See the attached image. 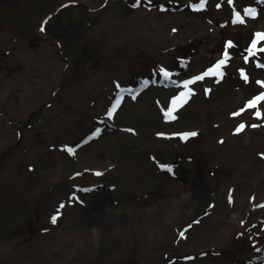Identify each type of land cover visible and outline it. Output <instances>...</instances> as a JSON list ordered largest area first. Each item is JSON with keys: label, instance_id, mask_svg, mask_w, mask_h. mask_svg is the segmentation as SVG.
Wrapping results in <instances>:
<instances>
[{"label": "bare ground", "instance_id": "obj_1", "mask_svg": "<svg viewBox=\"0 0 264 264\" xmlns=\"http://www.w3.org/2000/svg\"><path fill=\"white\" fill-rule=\"evenodd\" d=\"M66 1L69 3L61 6L55 3L56 0H0V49L5 46L16 51L15 56L26 67L35 61V67H40L47 75L49 70L56 78L57 62L50 60L51 48L47 44L41 43L35 52L29 48L14 49L16 45L26 43L25 34L32 32L36 22L42 18L46 21L49 17H52L48 20L51 33L61 39L68 55L81 46H90L102 53H116L121 58L110 64L109 61L103 63L96 76L87 74L81 85L65 88L66 94L62 92L64 98L79 105V110L91 116V120L103 116L110 131L99 134L97 140L74 155L54 148L47 158L41 147L34 146L36 150L32 149L23 158L24 163L36 161L34 172L27 180L28 177L22 175L17 177L21 179L18 194L26 205H30L35 197L44 198L40 206L42 222L45 227V220L50 215V231L42 235L50 238V243L42 241V244L47 248L50 246V252L58 253L57 264H81L88 258H92L94 264H113L120 262L126 253L138 254L144 261L154 260L166 242L174 238L180 223L194 213H201L203 206L215 202L216 212L189 229V240H180L183 247L191 246L192 241H202L206 234L216 232L226 211L230 212L231 205L226 201L227 194L231 193L229 181L237 191L234 209L240 211L247 198L252 196L254 187L260 190L256 203L264 200V189L260 185L264 181V136H261L264 135V64L257 66L254 62L264 54V40L256 32V29H264V14L244 26L224 19L238 4H249L252 0H209L210 10L220 7L216 12L218 15L192 22L193 34L203 40L201 48L194 53L188 70H180L176 75V90L169 92L174 96H167L174 102L164 104L159 101L161 106L165 105L164 112L159 110L160 103L155 100L161 92L150 88L138 91L142 95L137 103L126 102L118 110L105 106L109 98L105 78L123 76L120 70L123 62L141 46L161 49L160 64L167 63L176 47L168 29L185 22L188 1L199 4L201 0H151L155 6L156 2L168 5L164 10L165 23L158 32L152 30L154 21L158 23L155 18L151 20L138 10H128L120 0ZM97 1L99 5L107 2L98 12ZM94 5L93 12L86 10ZM95 18L97 20L93 22ZM218 64L223 66L220 73L229 76L223 83L217 81V73L208 72L209 66L213 65L212 70H217ZM235 73L239 76L244 73L246 79L252 78V81L234 77ZM208 74L213 78L205 77ZM42 82L48 85L44 79ZM31 86L22 87L20 96L32 95ZM253 95H257L254 99L256 109L249 121H239L244 117L238 118V114H242L248 105L245 98ZM97 98L98 103L93 105ZM53 105L56 106L53 113L41 114L43 122L47 123L45 115L50 113V132L67 127L65 124L77 115L60 110L58 101ZM84 123L90 125V122ZM241 125L243 128L237 132ZM39 126L45 127L40 122L29 132ZM72 126L73 130L79 131L82 125L76 128L72 123ZM50 140V143L54 142L51 137ZM6 141L9 142L8 136L0 134V143ZM211 167L229 171L204 176L205 171L213 169ZM74 169L87 171L86 176H80L83 181L68 180ZM85 178L105 183L110 191L82 196L84 207L79 198L75 199L77 202H67L63 198L65 214L60 219L58 202L65 193L67 195L68 188H58L67 182L81 185L85 192V188L91 186ZM1 187L13 192L7 179L1 181ZM0 197L9 200L11 196L6 193ZM83 209L89 214H82ZM262 212L264 208L254 215L263 217ZM53 216L57 224L52 222ZM15 217L3 206L0 211V219L5 221L3 225ZM256 239L260 238L256 236ZM90 250L93 252L89 254ZM34 253L43 257L39 248ZM128 263L136 264V260L132 258Z\"/></svg>", "mask_w": 264, "mask_h": 264}, {"label": "rangeland", "instance_id": "obj_2", "mask_svg": "<svg viewBox=\"0 0 264 264\" xmlns=\"http://www.w3.org/2000/svg\"><path fill=\"white\" fill-rule=\"evenodd\" d=\"M120 1L121 3H125L126 7L129 8L128 10H138L148 15L151 20L155 18L158 23L154 21L155 25L153 29L152 26L149 25L150 29L155 32L162 30L161 24L165 23L164 10L168 6L167 3L156 2L155 6L151 3V0H139V2H137V0ZM55 3L63 6L67 5L69 1L56 0ZM106 3L104 2L99 5L97 1L96 4H98V6L96 7H98V10L96 12L105 8ZM200 4L201 3L197 4L188 1L186 6H188L189 10L186 11L188 17L185 22L180 23V25H173L168 29L174 38L173 44L176 47L173 50L175 54L171 55L172 58L168 59L167 63H162L163 65L160 64L162 51L154 47L141 46V48H138L134 53L127 54L128 58L123 62L122 68L118 65V67L121 68L120 70L124 73L123 76L119 78H114L112 76H109V79L105 78L106 82H104V84L105 88H108L106 93L109 97L105 106H111L110 108L118 110L124 103L126 104V102L137 103L142 95V92L138 91L149 88L154 90L158 89L161 92L155 99L157 103H160L158 106L161 112H164L165 106H161V102L164 104L170 101H172V103L174 102L167 96L168 94L169 97L174 96L169 92L172 89L176 90V75H179L180 70H188L194 53L201 48L203 41L200 38H196L193 34L194 29L191 27L192 22L194 20H201L200 18L204 17L208 20L210 17L216 18V15H218L216 12L220 9L218 6L217 9L212 8L210 10L208 7L209 0L204 1L203 7H200ZM95 5L86 7V10L93 12L95 10ZM246 10L254 11L255 15H246ZM49 13L52 15L53 12L50 10ZM237 14H239L241 18L239 21H236ZM261 14H264V0H252L249 4H238L236 10L233 13L231 12V14L229 13V17L224 19H227L231 24L236 21L235 24L237 23L238 25L244 26ZM49 18L51 21L52 17ZM42 19L38 23L36 22L29 35L25 34L27 37L26 43L23 45H16L14 49L17 50L22 48L24 50L29 48L32 52H35V50L40 47L41 43H44V45L47 44L48 47L51 48L49 54L50 60L57 62L55 68V72L57 73L56 78L51 75L49 70L47 71V75L44 73L43 69L35 67V61H32L30 66L27 65V67L21 64L18 57L15 56L16 51L5 48V46L0 49V134H6L9 139V142L0 143V194L4 195L8 193L11 196L9 200H3L0 197V211H2L3 206H5L12 215H16L15 219L11 222L0 225V264H57L55 258L58 256V253L50 252V246L47 248L42 244V241L50 243V238H43L44 235H42L48 232V230L50 231V215L45 220V227H43L42 222L43 215L40 206L44 198L35 197L31 200L30 205H26L18 194L20 188L18 182L21 181V179H17V177L22 175L28 177L25 178L27 180L31 177V174L36 168L35 160L26 161L24 163L23 158L27 156L32 149L36 150V147H41L43 154H47V158H50L51 150L54 151L56 148L66 154L74 155L75 152H78L82 148H86L89 143L97 140L99 134L104 133V131H110L107 125L108 123L104 120L103 116L100 118L94 117L91 120V116L88 117L86 112L84 113L79 110V105L76 106L75 104H71L68 99L64 98L62 92L66 94L65 88L72 85H81L87 74L96 76L103 63H108L109 61L110 64V62H114L115 59L121 58L116 56V53H102L97 48H92L90 46H81L75 53H72L73 55H68L64 52L61 39L51 33L50 21ZM96 20L97 18H95L93 22ZM213 21L216 22L215 19ZM32 23L34 24L33 21ZM32 23L31 25H33ZM165 28L167 30L168 26ZM256 32L261 35V38L264 40V29H256ZM252 49H254V46H252ZM237 57L240 58V56ZM263 59L264 54H261V58L257 57L254 59V62L257 66H263ZM38 61H40L39 58ZM209 67L211 69L210 71L208 70L209 73H217L219 75V79H217L219 83L225 82L227 77H229L226 73H220L222 70L221 67L223 66L218 64V67H216L217 70H212L213 65ZM243 74L239 76L235 73L234 77H242L241 79L243 81H252V78L246 79V75L244 74L243 76ZM210 76L213 78L210 74L205 75V77L208 78ZM42 79H44L48 85L44 84ZM204 82H206V79ZM241 84L243 85V83ZM28 85H32L31 89L34 92L32 95L29 93L23 98V96H20V94H22L21 89ZM210 86L214 87V85ZM103 92H105V90ZM255 96L257 95L251 97L247 96V98H245L248 105L243 109L241 112L242 114H238V118L241 116L244 117V119H240L239 121L243 122L250 120V115L253 113L252 111L256 109V104L254 103ZM56 101H58L62 107L60 110L75 112L77 115L73 116V119L69 123L65 124L68 128L61 127V129L59 128L56 131L52 129L50 132V113L45 115V120L49 121H46L47 123L43 122L42 117L44 116H41V114L54 111V107L56 106H54L53 103ZM97 103L98 98L93 105ZM182 104L184 105L183 102ZM176 117L179 118V115ZM85 121L88 123L90 122V125H86L84 123ZM40 122H42L45 127L39 126L38 129L36 128L29 132L30 128L40 124ZM72 123H75L76 128L82 125L80 130H73ZM9 127L11 129H9ZM112 127L114 128L116 126L112 125ZM23 137L25 138L23 139ZM50 137L54 141L53 143H50ZM181 140L184 143L183 137H181ZM211 168L213 169L205 171L203 175L212 176L214 174L218 175L223 172L222 170L229 171V169L225 168ZM86 173L87 171L82 169H74L68 180L81 179L83 181L82 177L86 176ZM205 178L206 177H202V179ZM4 179H7L8 183H11L13 192L1 187V181ZM85 179L86 182L91 185L85 188V192L83 191L84 187L81 185L69 184L67 182H64L65 184L58 188H68L66 190L67 195L65 193L63 195L64 197H60V202H58L60 203V219H63L65 214V209H63L65 205L63 201H61L63 198L67 202L68 200L70 202H77L75 199L79 198L81 203H83L80 205L84 207L85 201L83 202L82 196L86 194L90 195L95 192L103 193L102 191L104 190L110 191L106 188L107 186H105V183L92 181L88 178ZM260 185L262 189H264V181L261 182ZM228 186L231 188V193L227 194L226 201L231 205V209L229 210L230 212L226 211V217L222 219L223 222L217 227L215 230L216 232L213 231L212 233L206 234L204 240H200L197 243L192 241L191 246H181L180 240L190 239L188 233L190 228L199 225L198 223H201L200 221L203 218L207 216L209 218L211 214L216 212L214 208L215 202H211L203 206L201 213H194L180 223L176 228V235L172 240L166 242L164 249L159 251L158 258L155 256L154 260L144 261L138 254L130 255L126 253L120 262L113 264H129L128 261L132 258L136 260V264H264V212H262L263 217H256L254 215V212L264 208V200L256 203L260 198L258 196L260 190L254 187L252 196L247 198V202L239 211L234 209L235 200H238V198L235 197V193H237L235 185H232L231 181H229ZM262 194H264V191H262ZM106 195L104 196L110 198V196ZM137 199L141 200L140 197ZM113 203L115 204V201H113ZM107 204L109 205V202ZM66 212L69 211L66 210ZM235 213H238V215L235 216ZM82 214H89L88 210L83 209ZM9 218L11 219V216ZM61 226H63V222ZM43 228L45 230H42ZM181 233H183V235H181ZM256 236L260 239L257 240ZM37 248L40 249L43 257L35 255L34 251H36ZM92 252L93 250H90L89 254ZM50 256L52 259H50ZM81 264H94V260L88 258ZM99 264L106 263L99 262Z\"/></svg>", "mask_w": 264, "mask_h": 264}, {"label": "snow or ice", "instance_id": "obj_3", "mask_svg": "<svg viewBox=\"0 0 264 264\" xmlns=\"http://www.w3.org/2000/svg\"><path fill=\"white\" fill-rule=\"evenodd\" d=\"M137 2H139V0H137ZM203 4H204V0H201L200 7H203ZM245 14H246V15H255V12H254V11H247V10H246V13H245ZM240 19H241V18H240V16H239V14H237V16H236V21H239ZM236 21H234V22H236ZM220 63L223 64L224 61H221ZM250 106H253V105H250ZM108 115L111 116L112 113L109 112ZM172 118H174V117H172ZM242 128H243V125H241L240 128H237L236 131L239 132ZM191 135H195V133H192ZM61 207H62V206H61ZM52 222H53V223L56 222V217H55V216L52 217ZM181 235H183V233H181Z\"/></svg>", "mask_w": 264, "mask_h": 264}, {"label": "flooded vegetation", "instance_id": "obj_4", "mask_svg": "<svg viewBox=\"0 0 264 264\" xmlns=\"http://www.w3.org/2000/svg\"><path fill=\"white\" fill-rule=\"evenodd\" d=\"M2 209H3V208H2ZM3 223H4L3 220L0 219V225H2ZM41 231H42V230H41Z\"/></svg>", "mask_w": 264, "mask_h": 264}]
</instances>
